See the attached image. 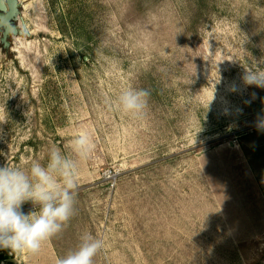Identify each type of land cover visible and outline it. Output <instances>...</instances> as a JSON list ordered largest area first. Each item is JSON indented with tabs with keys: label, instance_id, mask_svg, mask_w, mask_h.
<instances>
[{
	"label": "rangeland",
	"instance_id": "obj_1",
	"mask_svg": "<svg viewBox=\"0 0 264 264\" xmlns=\"http://www.w3.org/2000/svg\"><path fill=\"white\" fill-rule=\"evenodd\" d=\"M18 3L30 38L0 45V166L58 147L77 161V212L0 264H55L84 233L104 241L93 264H264V88L241 79L264 70V0ZM127 88L150 92L140 119L115 107Z\"/></svg>",
	"mask_w": 264,
	"mask_h": 264
},
{
	"label": "clouds",
	"instance_id": "obj_2",
	"mask_svg": "<svg viewBox=\"0 0 264 264\" xmlns=\"http://www.w3.org/2000/svg\"><path fill=\"white\" fill-rule=\"evenodd\" d=\"M10 0H0V30L12 31L8 20ZM244 85L264 88V70L245 68L241 77ZM237 86L233 85L232 90ZM150 92L147 89L127 88L116 98L119 110L140 119L148 107ZM111 106V105H110ZM257 126L264 129V115L258 116ZM95 144L87 132L71 139V150L80 161H87ZM77 161L65 155L58 147H51L45 164L33 161L27 170L0 166V249L10 254H38L42 246L61 234L76 215L78 194ZM38 206V213L25 214L23 204ZM104 249V241L91 233L80 237L77 249L55 264H93L94 258Z\"/></svg>",
	"mask_w": 264,
	"mask_h": 264
},
{
	"label": "water",
	"instance_id": "obj_3",
	"mask_svg": "<svg viewBox=\"0 0 264 264\" xmlns=\"http://www.w3.org/2000/svg\"><path fill=\"white\" fill-rule=\"evenodd\" d=\"M0 15H5L3 10H0ZM8 20L13 30H0V45L4 50L10 49V46L12 45L10 40L12 38H30V33L28 32L25 23L22 19L20 4L18 3V0H10L9 2Z\"/></svg>",
	"mask_w": 264,
	"mask_h": 264
},
{
	"label": "trees",
	"instance_id": "obj_4",
	"mask_svg": "<svg viewBox=\"0 0 264 264\" xmlns=\"http://www.w3.org/2000/svg\"><path fill=\"white\" fill-rule=\"evenodd\" d=\"M0 259H2V258H0Z\"/></svg>",
	"mask_w": 264,
	"mask_h": 264
}]
</instances>
